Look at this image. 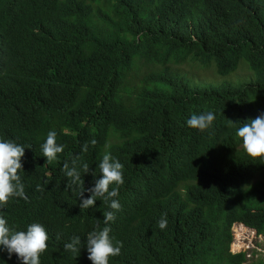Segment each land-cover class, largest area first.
I'll return each instance as SVG.
<instances>
[{
	"label": "trees",
	"instance_id": "16d2710c",
	"mask_svg": "<svg viewBox=\"0 0 264 264\" xmlns=\"http://www.w3.org/2000/svg\"><path fill=\"white\" fill-rule=\"evenodd\" d=\"M187 62L216 77L189 75ZM238 69L250 78L231 79ZM207 112L205 131L187 125ZM261 114L264 0H0V140L25 148L28 197H10L0 217L13 231L44 227L40 264H92L86 237L114 210L100 197L81 209L80 194L106 151L124 180L108 225L123 247L109 264H245L229 250L231 226L264 235V158L236 133ZM49 131L64 146L52 161ZM75 157L81 182L70 185L63 165ZM74 237L80 252L64 248ZM0 264L21 261L0 250Z\"/></svg>",
	"mask_w": 264,
	"mask_h": 264
},
{
	"label": "clouds",
	"instance_id": "9594fccd",
	"mask_svg": "<svg viewBox=\"0 0 264 264\" xmlns=\"http://www.w3.org/2000/svg\"><path fill=\"white\" fill-rule=\"evenodd\" d=\"M214 120V113L207 112L200 115H192L187 120V125L203 132L212 125ZM230 123L233 122L230 121ZM56 135L55 131H49L45 143L41 146L43 157L47 161L55 160L57 154L64 151L63 145H57ZM236 135L242 140V147L249 157L253 159L264 158V114L243 123L238 128ZM91 144L95 145L96 141L92 140ZM82 151H88L87 143L83 146ZM24 155L25 148L23 146L10 140H0V205L7 204L10 197H20L25 201L28 199L24 184L18 175L19 170L23 167L21 160ZM78 160L79 157L72 159L71 168L67 161L63 165V171L66 177L69 178L70 185L81 182L80 172L76 167ZM98 167L101 172V178L95 180L94 187L87 190L90 193L87 198L83 195V189L80 194V208L87 209L94 206L97 202V197L102 198L105 202H110L109 207L114 211H107L103 214L104 227L101 228L98 221L96 229L88 233L86 237L87 258L92 264H109V257L120 255L123 247L122 242L116 241L114 244L110 239L109 233L111 229L108 226L109 222L115 220V212L121 208L118 200L114 198L119 194L118 186L124 183L121 171L123 165L106 151ZM82 170L88 174L90 171L89 165L83 163ZM92 174L95 176V173ZM112 184L117 185V187L109 191V186ZM236 224L237 222L231 226L230 252H244L245 257L246 253H248L250 256H255L253 260L264 257V235L242 222H239V224L246 227L245 234L239 239L240 241L242 240V244L239 245L237 242L235 249L230 247L235 238L233 227ZM166 226L167 219L161 218L158 222V227L163 230ZM47 241L48 235L42 225L33 223L27 227L26 231H13L7 226V221L0 217V250L6 251L9 259L15 254L21 264H40V255L48 247ZM78 245H81V240L79 237H74L71 242L64 245V248L66 251L76 253L81 251V248L77 247Z\"/></svg>",
	"mask_w": 264,
	"mask_h": 264
},
{
	"label": "rangeland",
	"instance_id": "374dc122",
	"mask_svg": "<svg viewBox=\"0 0 264 264\" xmlns=\"http://www.w3.org/2000/svg\"><path fill=\"white\" fill-rule=\"evenodd\" d=\"M181 69L183 71H185L186 73H188L189 75L191 76H197L201 79H211V78H215L216 75H215V72L213 71L212 68H207V69H199L197 67H193L192 64H189L188 62L187 63H183V65L181 66ZM247 71L245 69H238L236 73L234 74H231L229 77L231 79H235V78H242V79H249L250 78V75L248 73H246ZM205 77V78H204ZM218 79V78H217ZM243 227V226H241ZM246 228V227H244ZM242 230L240 229L238 235L234 234L235 238H234V241L231 243V248L232 249H235L236 248V243L238 242L239 245L242 244L241 241L239 240L241 236H243L245 233L244 232H241ZM236 232H237V229H236ZM248 255V256H247ZM255 256H250L248 253H246V258L247 260H245V264H248L250 263L253 259H254Z\"/></svg>",
	"mask_w": 264,
	"mask_h": 264
},
{
	"label": "bare ground",
	"instance_id": "6f19581e",
	"mask_svg": "<svg viewBox=\"0 0 264 264\" xmlns=\"http://www.w3.org/2000/svg\"><path fill=\"white\" fill-rule=\"evenodd\" d=\"M243 225L239 224V222H237V224L233 227V230L235 231V234L238 235L240 229L242 230L241 232H245L246 231V228L241 227ZM236 229H237V232H236ZM239 242V241H238Z\"/></svg>",
	"mask_w": 264,
	"mask_h": 264
}]
</instances>
